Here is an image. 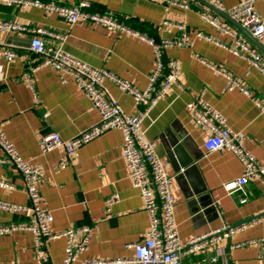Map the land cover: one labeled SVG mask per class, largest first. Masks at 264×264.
I'll list each match as a JSON object with an SVG mask.
<instances>
[{"label":"crops","instance_id":"crops-1","mask_svg":"<svg viewBox=\"0 0 264 264\" xmlns=\"http://www.w3.org/2000/svg\"><path fill=\"white\" fill-rule=\"evenodd\" d=\"M68 5L90 3V11L107 14L156 41L180 36L175 23L186 26L190 43L165 50L164 59L180 62V82L150 111L142 129L149 140L157 141V153L174 177L175 214L182 242L222 227L236 225L264 215V185L251 180L242 190L227 193L224 185L242 176L243 165L226 150L207 153L208 131L193 122L187 104L198 95L219 111L230 129L241 133L246 146L264 166V112L254 97L264 102V73L236 48L234 37L203 18L207 11L231 28L261 54L264 65V40L259 43L232 19L211 10L197 0L187 1L189 9L167 5L157 0H49ZM226 9L245 0H216ZM264 21V0H254ZM16 20L33 27L66 35L62 49L95 68H104L128 81L138 90L150 84L156 67L153 47L141 38L123 31H108L89 22L69 24L57 14L37 7H11L0 3V22ZM203 33L214 40L198 37ZM32 34L3 33L0 44L22 48L29 59L36 58L27 49ZM221 42L224 46L218 45ZM56 47L54 38H46ZM208 63L237 79L252 96L239 88L229 90V80ZM27 64L21 57L0 59V127L20 156L31 165L41 166L45 175L41 193L54 220L50 228L62 232L71 227L89 225L92 234L79 261L133 257L128 247L142 241L149 228L139 189L133 186L123 156V133L112 129L79 147L67 156L60 147L43 153L40 140L57 133L71 139L99 120L91 100L68 78L62 83L60 73L46 66L31 76L32 87L24 78ZM107 93L123 111L137 114L142 110L133 96L112 80L104 82ZM0 157L5 154L0 151ZM66 159V166L58 164ZM0 200L27 206L26 188L20 172L10 163H0ZM112 195L118 201L108 206ZM244 200V202H242ZM32 212L19 213L0 209V225L30 223ZM264 219L219 243L196 252L183 250L181 264H264ZM35 236L30 230L0 235V264H38ZM66 240L59 238L48 245L52 262L60 264L65 256Z\"/></svg>","mask_w":264,"mask_h":264},{"label":"built area","instance_id":"built-area-1","mask_svg":"<svg viewBox=\"0 0 264 264\" xmlns=\"http://www.w3.org/2000/svg\"><path fill=\"white\" fill-rule=\"evenodd\" d=\"M157 1L184 9L190 8V4L187 1ZM201 1L211 5L232 19L257 42L261 43L264 40V21L255 9L254 0L242 1L230 9L224 8L216 0ZM0 3L11 7H37L48 13L57 14L71 25L89 22L108 31L119 30L130 33L149 43L153 47L156 59V67L151 75L150 84L147 89L141 91L112 72L104 68L92 67L66 53L61 47L66 40V35L64 34L33 27L30 24L16 20L0 22V30L3 33L32 34L33 38L27 49L36 57L29 59L27 55L21 52L22 48L0 44V59L13 61L19 57L23 58L27 64L24 78L31 87V76L34 73L46 66L53 67L60 73L62 83H67L68 78L73 79L99 113V120L95 124L71 139H63L57 133L45 135L40 140L42 152L49 153L62 147L67 156H70L79 147L92 142L107 131L120 129L123 133L122 150L127 163L129 177L133 186L139 189L144 209L150 219L149 228L144 239L128 245L135 251L133 257L79 261L81 254L87 249L90 242L92 228L89 225H83L71 227L62 232L51 230L50 225L54 217L52 212L45 206L44 197L41 193V184L45 171L43 167L34 166L25 161L0 127V151L5 154V157H0V163H10L20 172L29 201L27 206H21L0 200V209L14 213L29 209L32 212L30 223L26 225H0V235L12 234L18 230L32 231L36 240L35 255L38 264H56L50 259L48 245L59 238L66 240L65 256L60 264H181L183 250L188 253L199 252L264 219L263 215L236 225H223L209 233L192 237L185 242H182L179 237V226L175 214L176 201L173 192L174 177L168 174L165 162L157 153V141L149 140L145 137L142 124L159 101L166 97L171 88L180 82V62L176 59L165 60L164 52L171 47H182L191 44L184 24L175 23V27L180 31L179 37L163 39L158 42L144 32L134 30L110 15L90 11L91 5L87 1H80L75 5L49 0H0ZM202 16L221 31L231 34L236 43V48L231 50L245 57L253 66L264 73V65L261 62V54L258 51L253 49L243 38L238 37L234 30L219 22L209 12H203ZM197 36L213 40L212 37L200 32ZM46 38H54L58 45L56 47L49 46ZM215 42L224 46L219 41ZM208 65L229 80V90L239 88L247 95L252 96L232 75L215 65L210 63ZM107 79L114 81L122 91L131 94L136 105L142 107V110L137 114L125 113L118 102L107 93L104 87V82ZM254 99L261 107L262 112H264V102L257 97H254ZM187 108L195 125L209 133L205 141L207 153L221 150L230 151L238 157L243 165L242 176L224 185L227 193L231 194L242 190L251 180H259L264 185V166L259 163L247 148L244 135L232 131L226 118L207 103L202 95L195 96L187 104ZM65 166L66 159H63L58 164V168ZM0 186L11 187L10 184L4 181H0ZM117 201L118 195H112L108 199L107 205L110 206ZM261 241H264V238ZM215 261L216 259L212 260L213 264Z\"/></svg>","mask_w":264,"mask_h":264},{"label":"water","instance_id":"water-1","mask_svg":"<svg viewBox=\"0 0 264 264\" xmlns=\"http://www.w3.org/2000/svg\"><path fill=\"white\" fill-rule=\"evenodd\" d=\"M197 1H199L200 3H202L203 5H205L206 7H208L209 9H211V10H215V11H217V12H219L217 9H215L214 7H212L211 5H208V4H206V3H204V2H202L201 0H197ZM219 13H221V12H219ZM221 14H223V13H221ZM225 15V14H224ZM239 26V25H238ZM250 35V34H249ZM251 36V35H250ZM252 37V36H251Z\"/></svg>","mask_w":264,"mask_h":264}]
</instances>
